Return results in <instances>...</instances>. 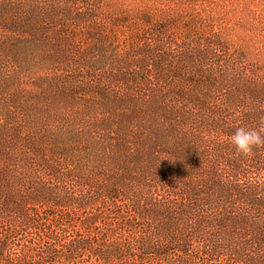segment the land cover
I'll use <instances>...</instances> for the list:
<instances>
[{
    "label": "trees",
    "instance_id": "16d2710c",
    "mask_svg": "<svg viewBox=\"0 0 264 264\" xmlns=\"http://www.w3.org/2000/svg\"><path fill=\"white\" fill-rule=\"evenodd\" d=\"M103 4L0 0V264H264V80Z\"/></svg>",
    "mask_w": 264,
    "mask_h": 264
},
{
    "label": "rangeland",
    "instance_id": "374dc122",
    "mask_svg": "<svg viewBox=\"0 0 264 264\" xmlns=\"http://www.w3.org/2000/svg\"><path fill=\"white\" fill-rule=\"evenodd\" d=\"M77 1L91 4L88 6L91 8L95 5V0ZM103 1L104 8L97 15L106 17L110 23L97 33L105 41L119 44L122 41H138L144 29L152 25L164 33L153 32V37L171 45L180 43L181 46L188 39L214 41L217 45L213 47V52L218 54L217 58L211 57L214 67H218L219 61L222 64L224 61L228 64V61H237L248 72L252 71L264 80V0H114L120 4L116 7L110 0ZM92 9L97 12L96 8ZM143 15L147 17L148 25L138 23L137 18ZM86 25L79 24L78 35H82L83 40L96 41L90 33L95 30L90 27L86 30ZM123 25H129L131 30ZM171 55L175 57L178 53L174 51ZM208 67L205 71L209 70ZM88 70L87 67L78 69L85 77L96 75L97 79L100 78L101 73H87Z\"/></svg>",
    "mask_w": 264,
    "mask_h": 264
},
{
    "label": "clouds",
    "instance_id": "9594fccd",
    "mask_svg": "<svg viewBox=\"0 0 264 264\" xmlns=\"http://www.w3.org/2000/svg\"><path fill=\"white\" fill-rule=\"evenodd\" d=\"M235 151L244 156H251L254 149L264 148V126L259 128L238 127L229 137Z\"/></svg>",
    "mask_w": 264,
    "mask_h": 264
}]
</instances>
